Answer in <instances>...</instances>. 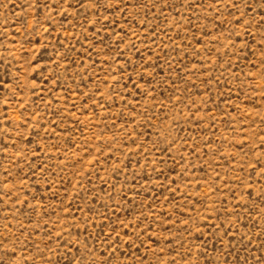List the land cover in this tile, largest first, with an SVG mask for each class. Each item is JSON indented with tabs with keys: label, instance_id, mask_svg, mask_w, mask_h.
Wrapping results in <instances>:
<instances>
[{
	"label": "rangeland",
	"instance_id": "obj_1",
	"mask_svg": "<svg viewBox=\"0 0 264 264\" xmlns=\"http://www.w3.org/2000/svg\"><path fill=\"white\" fill-rule=\"evenodd\" d=\"M0 264H264V0H0Z\"/></svg>",
	"mask_w": 264,
	"mask_h": 264
}]
</instances>
